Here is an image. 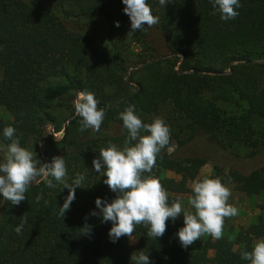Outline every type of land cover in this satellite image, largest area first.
Masks as SVG:
<instances>
[{
	"label": "trees",
	"instance_id": "1",
	"mask_svg": "<svg viewBox=\"0 0 264 264\" xmlns=\"http://www.w3.org/2000/svg\"><path fill=\"white\" fill-rule=\"evenodd\" d=\"M147 2L160 22L129 35L131 21L122 0H0V107L10 117L0 120V163L11 143L3 130L12 126L20 146L42 163L62 156L68 172L86 178L65 217L59 209L69 193L55 180L53 188L34 183L19 205L0 196V264H134L131 256L140 251L151 264H250L241 252H251L264 239L262 216L232 240L208 238L185 249L179 225L171 219L157 239L138 225L132 248L127 236L111 241L112 222L90 215L99 213L97 198L110 203L117 197L93 160L110 144L124 148L128 132L119 115L129 105L145 124L169 107L162 119L176 147L170 153L163 149L152 173L144 174L160 180L169 204L177 194L194 195L187 181L211 160L207 155L182 157L180 148L203 144L230 158L264 156V132L255 126L264 121V0H240L239 16L229 21L218 11L213 14L209 0H168L164 6L159 0ZM151 33L162 37L167 55L133 53V43L144 46ZM80 91L93 93L107 109L100 132L79 130L73 101ZM54 106L72 112L61 128ZM48 125L53 133L62 132L59 140L48 135ZM165 168L181 179L166 177ZM213 170L214 177L234 184L238 192L258 193L264 210V167L224 173L223 166L214 164ZM25 214L27 223L17 234L14 229ZM85 224L92 226L88 235L81 232Z\"/></svg>",
	"mask_w": 264,
	"mask_h": 264
},
{
	"label": "clouds",
	"instance_id": "2",
	"mask_svg": "<svg viewBox=\"0 0 264 264\" xmlns=\"http://www.w3.org/2000/svg\"><path fill=\"white\" fill-rule=\"evenodd\" d=\"M126 6L124 13L131 21L129 35L157 25L159 17L152 14L147 0H122ZM224 21L235 20L239 16L237 9L242 7L240 0H209ZM160 5L168 4V0H159ZM119 27V22L116 24ZM146 26V27H145ZM76 115L81 118L80 131L91 129L100 132L107 109L99 106V101L91 92L80 91L73 101ZM119 118L128 132L125 146L121 150L117 145L110 144L102 148L99 157L93 160L94 169L103 177L104 183L114 193L116 199L112 202L97 198L95 201L99 213L93 211L91 216L102 217L101 222H112L109 237L113 243L122 237L132 238L138 225L148 228L147 235L151 238L163 237L167 230V221L173 222L183 214L184 227L179 229L178 237L181 246L187 249L200 240L201 236L209 235L215 240L223 238V228L226 218L238 215V209L229 204L231 190L222 183L220 178L197 179L192 183L194 195L189 204L195 209V214L186 211L179 200L169 204V194L160 180L152 173L156 167L161 151L170 144V127L161 118H155L152 123L145 124L135 113V107L129 105ZM141 132L150 133L141 135ZM4 138L11 141L6 146L4 162L0 163V196L12 205H19L26 200V193L33 186L44 181L50 188L53 183L62 184L69 190V195L59 209V215L65 217L76 199L77 188H83L85 176L77 174L68 182V169L65 158L56 156L52 162L42 163L36 155L20 146L16 137V129L8 126L3 130ZM135 141L133 145L132 142ZM42 198L37 197V201ZM22 223L15 227V232L21 234L27 223L26 214L21 217ZM92 226L85 224L82 235H88ZM241 258L250 264H264V239L254 244L251 252H241ZM131 262L134 264H151L149 255L144 251L133 253Z\"/></svg>",
	"mask_w": 264,
	"mask_h": 264
},
{
	"label": "rangeland",
	"instance_id": "3",
	"mask_svg": "<svg viewBox=\"0 0 264 264\" xmlns=\"http://www.w3.org/2000/svg\"><path fill=\"white\" fill-rule=\"evenodd\" d=\"M131 50L136 55L141 54L142 56H158V57L162 56L163 57L168 54L164 46L162 37L158 33H154V34L151 33L149 35V40L146 42L144 46H140L139 44L133 43V45L131 46ZM168 109L169 107L161 108L160 113L157 117L162 119L165 116V114L168 112ZM53 110H54L55 115L57 116V127L61 128L62 126L66 125L68 123V120L71 118L70 115L72 112L67 110L64 107H55V106ZM74 111H75V107H74ZM7 119H10L8 113L6 112V110L0 107V120H7ZM255 126L258 130H262L264 132V121H257L255 123ZM47 133L48 135L52 134L55 140H59L62 135V132L53 133V126L51 125L47 126ZM175 147L176 145L174 143V139H171L170 144L164 149H166V151L170 153L175 149ZM179 152H180L179 155H181L182 157H187V156L191 157L195 155H201V156L207 155L208 158L211 159L210 161H208L206 164H204L198 169V172L194 179H188L187 187L190 189L191 192H192V183L196 181L197 179L219 178L218 176L214 177V170H213L214 164L223 166L224 173L227 172L228 169L230 168H234L243 173H248L249 171L253 169L264 167V156L261 157L260 160H246V159H243L244 158L243 156H240V158H230V157L218 155V153H215L214 151L206 148V146L203 144H198V145L190 144V145L180 148ZM77 174L78 172L69 171L68 172V182L71 183L76 178ZM164 174L168 178H172L175 180L181 179L180 174H178L176 171L169 169V168L164 169ZM85 183H86V178L83 182L82 187L85 185ZM224 184L231 190V193H232L228 203L235 206L239 210L237 216L225 219V224L223 228V233H224L223 236L232 240L233 235L239 229H243L247 225L257 223L258 217L262 216L264 220V210H262L261 208L262 202H261V199L258 193L247 196V195H244L238 192L235 189L234 184H228V183H224ZM64 190L69 193L68 189L65 188ZM80 190L81 188H77L76 198L78 197ZM175 196H176V199L181 202L182 207L186 211H189L192 214H195V209L192 208L189 204V200L191 198L190 194H177ZM176 222L179 225V229L184 227L183 214H181L176 219ZM208 238L213 239L209 235H203L201 236L200 240L197 241L195 244H201ZM129 244L133 248L136 244L135 239L131 238L129 240ZM208 254L210 258L213 257V251H209Z\"/></svg>",
	"mask_w": 264,
	"mask_h": 264
}]
</instances>
